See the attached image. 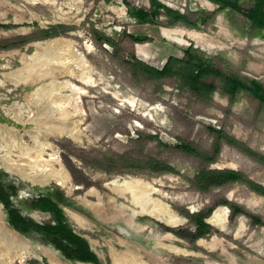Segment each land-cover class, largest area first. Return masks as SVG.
I'll return each instance as SVG.
<instances>
[{"label": "rangeland", "instance_id": "374dc122", "mask_svg": "<svg viewBox=\"0 0 264 264\" xmlns=\"http://www.w3.org/2000/svg\"><path fill=\"white\" fill-rule=\"evenodd\" d=\"M159 1L189 17L218 8L208 0L211 6L200 0ZM150 8V0H0V221L32 249L16 264H54L51 256L60 264H93L77 260L76 250L66 241L37 231L36 225L45 228L51 220L40 207L46 198L59 204L100 264H112L111 250L133 254L145 264H264V226L252 219L264 221V198L253 197L256 194L242 184L202 192L189 182L206 168L240 171L264 186V166L227 144L212 164L174 149L187 141L212 150L208 129L213 127L264 155V112L256 114L244 97L231 104L219 91L209 99L198 98L190 90L169 85L157 90L135 80L112 58L109 45L103 46L105 51L96 46L90 32L94 27L113 39L124 31L149 38L135 45L136 58L156 69L170 57L182 58L193 46L209 58H223L231 70L264 88V44H255L264 41V30L230 10L198 29L184 23L169 25L163 12L158 18L161 25L140 24L129 13ZM218 17L223 30L217 26ZM58 27H63L58 29L60 35L37 39L40 30ZM20 38L24 45L6 48L7 40ZM59 38L61 43L49 44ZM67 70L74 77L55 75ZM67 81L84 95L59 93V83ZM139 132L158 137L162 145L136 143ZM70 148L137 159L152 153L167 160L178 174L106 173L70 155ZM52 155L69 173L71 192L55 182L31 181L32 172L49 168ZM90 189L101 193V212L82 201ZM158 201L168 204L184 222L171 227L144 212V206L152 208ZM224 201L239 205L247 215L229 210L227 221L216 227L208 219ZM36 212L47 217L39 216L38 221L45 220L38 222ZM181 212L195 220L209 213L205 235L194 240L193 235L206 228ZM72 214L86 221L84 226ZM171 245L186 253L172 252Z\"/></svg>", "mask_w": 264, "mask_h": 264}, {"label": "trees", "instance_id": "16d2710c", "mask_svg": "<svg viewBox=\"0 0 264 264\" xmlns=\"http://www.w3.org/2000/svg\"><path fill=\"white\" fill-rule=\"evenodd\" d=\"M218 8L209 14H195L192 17L184 15L174 9L166 7L159 0H150V10L129 11L132 17L140 24L161 25L158 18L163 12L168 17L169 25L184 23L189 27L198 29L199 25H209L220 13L230 10L232 13L242 16L252 23L258 30H264V0H208ZM58 27L52 30H40L37 39H48L60 35ZM91 37L96 46L103 49L104 45L112 48L114 58L121 68L125 69L135 80H142L144 83L155 86L157 90L163 86H176L180 90H190L198 98L209 99L216 92H221L231 104H234L240 97H244L256 114L264 112V88L230 69L227 62L221 57L209 58L201 50L190 46L184 51L182 58L170 57L162 69L151 67L136 58L135 45L149 42V38H142L124 31L118 39H113L105 33L91 29ZM7 49L17 48L24 45L23 38L7 40ZM130 45V47L126 46ZM127 56V57H126ZM209 134L213 138L212 150L205 151L200 145L194 142L182 141V144L174 147L175 150L197 156L205 164H212L218 160L219 153L224 144H227L239 152L249 156L254 161L264 166V155L253 150L244 142L229 135L221 129L210 127ZM136 143L157 141L162 143L158 137L145 132H139ZM70 155H73L94 168L101 169L106 173H128L140 174H178L175 168L167 160H162L158 155L146 154L143 158H132L127 156L106 157L97 155L84 149L70 148ZM191 185L202 192H209L212 189L226 185L242 184L248 187L253 193L264 198V186L254 182L243 172L234 170H209L204 168L194 179L189 180ZM59 189L58 187H56ZM221 207L228 208L234 215L244 216L247 213L235 203L222 202ZM41 209L51 214L50 222L45 228L35 226L37 231L52 235L55 238L66 241L77 252L76 259L93 264H100L99 258L91 250L86 239L77 235L68 223L64 211L52 198H46L41 203ZM187 218L193 219L188 212H181ZM209 213H202L198 218L193 219L196 224L203 226L205 231L193 235L194 240L205 235L208 231L204 219ZM258 226H264V221L252 216ZM184 237V236H183ZM188 238L187 235H185ZM33 264H38L34 262Z\"/></svg>", "mask_w": 264, "mask_h": 264}, {"label": "bare ground", "instance_id": "6f19581e", "mask_svg": "<svg viewBox=\"0 0 264 264\" xmlns=\"http://www.w3.org/2000/svg\"><path fill=\"white\" fill-rule=\"evenodd\" d=\"M200 1L205 2L207 5L211 6V3H209L206 0H200ZM217 26L219 29H222V30L224 28L223 20L220 17H218ZM61 42L62 40L59 38V39H54L50 41L49 44L54 45V44H59ZM255 44L262 45L264 44V41L256 40ZM40 45L41 44H37L36 46L40 47ZM262 53L264 54V52ZM55 73H56L55 75H57L58 77L60 76L63 77V75H67V74L68 76L70 75V77H74V74L68 70L64 72L58 71ZM76 80L85 81L83 79H76ZM57 89L59 93L68 91L71 93L84 95V92H85L77 88L74 84H72L69 81L59 83V86L57 87ZM47 149H50V147L45 148V150ZM54 157L53 155L50 157L49 165H47L49 167L48 169H44V171H41L40 173L32 172V174L30 175V179L34 184H40V185H49L50 183L55 182L56 184H58V186L60 185L61 187L66 188L68 192H71V188H70L71 177L69 173L67 172V170L63 167V165L60 164L59 161L55 160ZM26 177L28 178V176ZM135 182L133 181L131 183L129 182L128 183L133 186L135 185ZM130 185L128 186V190L133 191L134 196H135L136 193L133 190V187L130 189ZM113 190L116 195L120 197L124 196V193L119 191L118 189H113ZM252 196L257 199H263L256 195H252ZM87 197L96 199V202L88 201ZM82 201L85 202L86 205L88 204L91 208H93L97 212H101L102 208L104 207L101 193H99L95 189L88 190L84 194ZM111 202H115V201L111 200ZM228 211L229 209L226 207H221V208L219 207L216 211H214L212 216L208 219V222L216 226L224 224L227 221ZM144 212L146 214L153 215L154 217H156L157 219H159L160 221H162L163 223L171 227H177L184 222V219L178 217L169 208L168 204L161 203L159 201L153 203L152 208L151 207L147 208L146 206H144ZM34 215H35L34 218L36 220L37 218H39V216H43V218L47 217V215H42L40 213H35ZM72 218H74L76 221H78L83 226L86 223V221H84L80 216L76 214H72ZM168 237L174 238L175 240H177L173 236H168ZM91 243L93 245L95 244V242H91ZM168 248L176 254L186 253L185 250L177 248L172 245L168 246ZM31 251H32L31 246L29 245L28 242H26V240H23L17 232L10 229L3 221H0V264H16L18 262L22 263L25 260V257H27V254H32ZM111 251H112L111 252L112 264H145L141 261V259H139L137 256H134L133 254H129L126 252L125 254L123 253L121 254V253L116 252L115 250H111ZM50 258L54 264H60L54 259V257L51 256Z\"/></svg>", "mask_w": 264, "mask_h": 264}, {"label": "flooded vegetation", "instance_id": "af4514ba", "mask_svg": "<svg viewBox=\"0 0 264 264\" xmlns=\"http://www.w3.org/2000/svg\"><path fill=\"white\" fill-rule=\"evenodd\" d=\"M36 213H40V214H42V215H46V214H44V213H42V212H36ZM214 213V212H213ZM35 214V213H34ZM34 214H33V217H34ZM67 214H68V211H67ZM69 215V214H68ZM212 216V215H211ZM35 219V218H34ZM36 220V219H35ZM43 220H45V219H42V220H40V221H43ZM37 221V220H36ZM40 221H38V222H40ZM213 225V224H212ZM214 226H216V225H214ZM217 227V226H216ZM225 228V227H224Z\"/></svg>", "mask_w": 264, "mask_h": 264}, {"label": "crops", "instance_id": "0c3cea01", "mask_svg": "<svg viewBox=\"0 0 264 264\" xmlns=\"http://www.w3.org/2000/svg\"><path fill=\"white\" fill-rule=\"evenodd\" d=\"M248 208L252 209L249 205H248ZM253 210V209H252Z\"/></svg>", "mask_w": 264, "mask_h": 264}, {"label": "water", "instance_id": "95a60500", "mask_svg": "<svg viewBox=\"0 0 264 264\" xmlns=\"http://www.w3.org/2000/svg\"><path fill=\"white\" fill-rule=\"evenodd\" d=\"M90 247H91V245H90ZM92 248V247H91Z\"/></svg>", "mask_w": 264, "mask_h": 264}]
</instances>
